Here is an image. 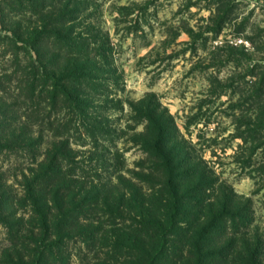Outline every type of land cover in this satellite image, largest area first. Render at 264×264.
Masks as SVG:
<instances>
[{"label": "rangeland", "instance_id": "1", "mask_svg": "<svg viewBox=\"0 0 264 264\" xmlns=\"http://www.w3.org/2000/svg\"><path fill=\"white\" fill-rule=\"evenodd\" d=\"M157 130L208 181L212 264H264V0H0V264L71 171L159 189ZM80 239L66 261L97 264Z\"/></svg>", "mask_w": 264, "mask_h": 264}, {"label": "trees", "instance_id": "2", "mask_svg": "<svg viewBox=\"0 0 264 264\" xmlns=\"http://www.w3.org/2000/svg\"><path fill=\"white\" fill-rule=\"evenodd\" d=\"M93 126L89 136L93 140L97 134L103 136V128ZM155 134L156 149L162 154L161 168L167 170L159 189L143 192L128 182L125 191L112 192L105 184L93 185L95 180L71 171V179H58L54 189L38 198V225L46 236L23 239L33 248L27 247L7 264H69L63 250L74 236L81 238L88 251L102 253L97 264H212L220 253L214 254L212 242L206 240L217 232L215 225L206 223L204 214L208 181L190 165L182 164V159H168L164 132L157 130ZM57 173H48L46 181L38 179L43 183L50 178L56 181ZM87 183L90 185L82 187ZM45 196L56 204V213ZM234 217L224 211L220 218Z\"/></svg>", "mask_w": 264, "mask_h": 264}]
</instances>
